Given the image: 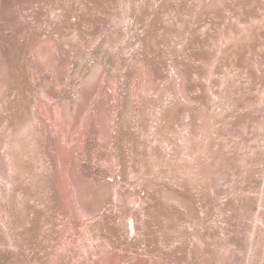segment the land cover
I'll return each instance as SVG.
<instances>
[{"label": "rangeland", "instance_id": "rangeland-1", "mask_svg": "<svg viewBox=\"0 0 264 264\" xmlns=\"http://www.w3.org/2000/svg\"><path fill=\"white\" fill-rule=\"evenodd\" d=\"M62 1L57 11L61 36L70 33L67 21H77L75 61L82 72L74 75L79 91L76 108H85L75 116L76 128L82 131L88 121L85 97L101 74L109 82L111 116L101 114L100 131L86 140L72 170L53 173L50 147L34 122L39 91L33 81L36 69L29 64L22 83L27 103L10 104L0 123V264H24L26 255L40 253L47 239L65 246L61 230L67 218L60 210L63 195L56 192L57 185L77 190L73 202L93 233L119 248L132 241H137V250L146 245L147 259L167 255L168 249L143 229L144 217L128 205L129 199H162L158 191L168 189L196 207L203 201L217 207L230 201L233 208L222 213L231 218L239 215L238 205L248 197L254 210L261 205L264 216V0H72L75 9ZM101 46L103 58L95 53ZM153 49L160 53L149 61ZM142 66L153 73L150 91L142 90L148 84L139 71ZM174 68L184 77L185 92L193 97L192 105L182 111L172 105L180 82ZM19 86L13 79L10 98ZM130 92L140 118L135 129L124 132L120 121ZM142 97L150 104H143ZM151 123L157 131L153 153L141 136ZM110 125L115 129L112 137L105 130ZM183 127L186 140L180 141ZM131 143L136 148L129 157L122 151ZM212 157L228 168L210 169ZM154 161L160 165L153 167ZM119 162L144 168L120 170ZM106 184L118 194L105 197ZM197 211L202 212L198 207ZM131 213L137 214L136 238L127 230ZM215 213L214 208L211 215ZM30 217L35 228L28 236ZM186 224L181 229L187 233ZM28 239L32 247L26 244ZM136 248L124 252L121 264L133 263ZM188 248L169 258L187 255Z\"/></svg>", "mask_w": 264, "mask_h": 264}, {"label": "bare ground", "instance_id": "bare-ground-1", "mask_svg": "<svg viewBox=\"0 0 264 264\" xmlns=\"http://www.w3.org/2000/svg\"><path fill=\"white\" fill-rule=\"evenodd\" d=\"M74 1L67 0L64 4L71 2V6L74 7ZM62 2V0H0V123L7 115L10 104L27 103L22 83L26 78L29 64L32 63L36 69L33 81L39 91V100L37 99L34 106V122L44 142L50 147L52 156L50 170L55 174L62 169L72 170L76 166V155L84 152L86 140L100 131L101 114L109 115L112 110L111 94L106 87L109 83L107 75L101 74L95 88L85 97L89 107L83 112L88 121L82 131L77 130L75 116H81L80 112L85 108L84 106L81 110L76 108L79 91L75 88L74 75L82 72L75 61L76 51L79 49L77 21H67L70 33L62 37L59 15L61 13H57L62 7ZM72 7L68 9L70 12L73 11ZM126 9L128 11V6ZM49 13L52 15L51 18L48 17ZM105 43L107 42L104 40L103 44ZM158 51L160 49H153L149 61L160 53ZM95 53L103 58L102 46L96 47ZM104 60L107 62V59ZM139 68L145 82H148L142 90L148 91L151 86L152 70L143 66ZM173 70L180 82L172 97V105L175 110L182 111L192 105L193 97L185 92V80L180 71L177 68ZM112 74L110 71L108 76ZM13 79L18 80L20 86L10 98ZM113 95L115 96V90ZM142 102L149 105L151 100L149 102L142 97ZM134 111L135 100L130 92L122 111L120 121L122 131L131 132V129H135L140 116ZM105 130L110 137L114 135L115 129L111 125L106 126ZM185 130L186 127L179 130L182 135L180 141L186 140L183 134ZM156 135L153 123L149 125L148 131L141 134L143 140L148 142L150 153H153L151 147ZM135 148L131 143L129 146L126 145L125 151L122 152L131 157ZM62 156L65 160H61ZM216 160L217 158H213L207 166L210 169L217 166L228 168L219 165ZM158 162L154 161L152 166L158 167L160 165ZM118 166L120 170L128 167L131 171L136 167L144 168V165L135 162L127 165L119 162ZM242 166L247 169L245 164ZM9 171L11 172L10 168ZM8 177L11 180L12 174ZM55 190L63 195L60 210L66 216L67 222L61 231L66 235L67 242L62 247L58 245V241L45 240L41 252L32 251L26 255L24 264H119V262L121 264V260L126 258L124 252L138 246L137 241H132L125 249L119 248L105 240L99 233H93L87 226V220L79 216L80 206L73 202L78 198L77 190L68 185H57ZM132 191L135 193L136 190ZM102 192L105 197L112 193L118 194V190L114 192L113 186L109 184L102 188ZM158 193L162 194V199L148 201L129 199L128 205L135 209V213L143 215V229H149L160 247L168 249V254L144 258L147 246L143 245V249L136 248V254L133 255L135 260L130 264H264V216L259 211L260 204L254 210L250 199L245 197L241 203L239 202L238 208L241 211L239 215L230 218L229 214L222 213L226 208L234 206L230 201L223 203V206L220 204L219 207L214 206L212 201L200 202L197 207L202 212L199 213L194 203L168 189H161ZM261 196L259 195L260 198ZM214 208L217 212L215 216L211 215ZM137 214L131 213L127 217V230L133 238L137 235L135 231ZM85 216L82 215L83 218ZM94 217L89 219L92 220ZM28 223L26 233L29 236L34 232V217H30ZM184 223H187V233L181 229ZM186 235L191 238L189 243H186ZM31 243L30 239L26 241L29 247H32ZM186 248L187 255L169 258V254ZM153 249L157 250L155 246Z\"/></svg>", "mask_w": 264, "mask_h": 264}]
</instances>
